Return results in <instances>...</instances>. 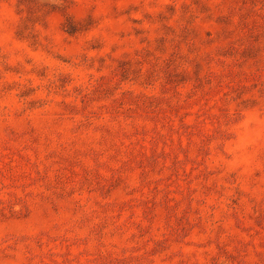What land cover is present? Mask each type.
<instances>
[{
	"label": "rangeland",
	"instance_id": "obj_1",
	"mask_svg": "<svg viewBox=\"0 0 264 264\" xmlns=\"http://www.w3.org/2000/svg\"><path fill=\"white\" fill-rule=\"evenodd\" d=\"M0 264H264V0H0Z\"/></svg>",
	"mask_w": 264,
	"mask_h": 264
}]
</instances>
